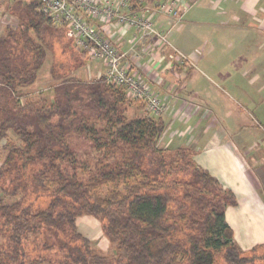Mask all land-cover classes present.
<instances>
[{
    "label": "trees",
    "instance_id": "1",
    "mask_svg": "<svg viewBox=\"0 0 264 264\" xmlns=\"http://www.w3.org/2000/svg\"><path fill=\"white\" fill-rule=\"evenodd\" d=\"M10 12L18 25L0 36V264L264 262V244L243 251L234 243L225 221L234 194L197 166L192 149L158 147L160 118L128 117L135 100L103 76H70L85 52L74 47L78 62L65 72L50 66L51 100L20 94L36 83L53 36L59 41L37 0ZM84 119L93 124L80 125ZM70 134L89 144L93 159H81ZM83 216L98 221L112 255L79 233Z\"/></svg>",
    "mask_w": 264,
    "mask_h": 264
},
{
    "label": "crops",
    "instance_id": "2",
    "mask_svg": "<svg viewBox=\"0 0 264 264\" xmlns=\"http://www.w3.org/2000/svg\"><path fill=\"white\" fill-rule=\"evenodd\" d=\"M18 1L24 4L29 0H0V25L6 24L0 28V36L7 25L10 24L13 28L18 25L17 19L10 12L11 7ZM151 1L157 3L165 0ZM186 2L191 8L182 20L172 27L168 36L171 46L185 55L188 61L189 56L193 59L192 55L201 42L199 37L205 33L203 28L197 31L195 24L204 22L214 30L227 27L232 29V32L235 31L234 34L245 31L251 32L250 36L255 35L252 43L241 52L249 59H245L244 66L239 67L242 68L239 76L251 87L252 96H248L246 90L242 91L241 85L235 86L240 90L242 99L248 100V106L255 110V115L264 122V0ZM5 17L11 18L12 21L4 22ZM154 23L159 31L166 32L172 22L165 16L156 15ZM96 25L121 52L129 49L128 39L137 37L131 30L124 32L120 28L101 22ZM68 39L72 41L71 38ZM135 50L139 58L128 53L126 63L143 74L150 82L151 90L165 104L161 118L167 134L162 142L192 149L197 166L234 194L236 205L228 206L225 210V221L233 231L234 243L243 251L264 244V123L251 114L246 121L237 124L233 121V124L228 126L227 121L222 118H228L231 114L226 109V112L224 111V106H218V110H221L219 121L212 108L203 103L204 98L197 103L189 95V66L192 71L193 63L189 61L180 64L177 57L169 63L174 52L153 39L137 42ZM99 62L100 68H95V64L91 68L89 62L85 67L87 73L102 77L105 65L102 61ZM171 64L175 66L174 70L168 68ZM247 71H253L248 79L247 74L245 75ZM223 81L226 83L231 80L223 78Z\"/></svg>",
    "mask_w": 264,
    "mask_h": 264
},
{
    "label": "rangeland",
    "instance_id": "3",
    "mask_svg": "<svg viewBox=\"0 0 264 264\" xmlns=\"http://www.w3.org/2000/svg\"><path fill=\"white\" fill-rule=\"evenodd\" d=\"M7 20L12 21V19L9 17H5L3 19L4 22H7ZM4 25L6 24L2 23L0 25V28ZM8 26H10V24ZM190 28L191 25H189V31ZM194 28H198L199 30L197 29V31H200V28H203V31L205 33L203 35H200V45L197 46L195 53L192 55L194 57H197L195 59L193 57L195 61L191 58V56H189L190 63H193L192 71H190L189 66V95L191 99H193L197 103H200L202 101L201 98H204L205 101H203V103L212 108V111L215 113V116L219 119V121H221V110H218V106H224V111L226 109V111L231 114V116H229L228 118H222L223 121H227L228 126L232 125L233 121L236 122V124L241 123L242 121H246V118L250 117L251 114L253 115V117L264 123L260 119V117L255 115V110L248 106V100H246L245 98L242 99L240 90L235 86L241 85L242 91L246 90L248 96H252L250 92L251 87L246 83V81H244L242 77L239 76L240 71H242V68L240 69L239 67L244 66L245 59H249L241 52L247 47V45L252 43L255 35L250 36L251 32L249 33L245 31H242V33L234 34L235 31L232 32V29H228L227 27L221 30H214L212 29V27H207L204 22L200 23L199 25L195 24ZM53 33L56 34L59 42L55 43L56 39H54L53 36V40L51 39L52 42L49 46V49L53 51H47L44 64L38 72L36 83L32 88L19 90L20 94H27L34 100L41 98L46 100L52 99L53 87L56 83L50 77L49 68L54 61H56V65L54 67L56 73L59 72V70H67L68 64H71L74 61L78 62V60L72 56V54L75 53V48L69 41V39L67 40L66 38L70 36L66 29L58 27ZM89 62H91V64ZM59 64L65 65L58 66ZM88 64L91 65V68L94 64L96 66L95 68H100L99 65H101L99 61H90V59L87 58V60H84V65L81 68H70V71H72L73 69V71L70 73V76H75L77 80L89 83L100 78V75L94 76V74L87 73V68L85 67ZM182 72L187 73L186 70H182ZM252 74L253 71H247L245 73L246 78H250ZM223 78H229L231 81L225 83L223 81ZM73 104L75 105L76 109L79 108L77 106L78 100H74ZM213 105H215V107ZM82 110L86 109L83 108ZM82 110L79 113L84 112V114H86L84 115V117L87 116L88 113ZM239 112L241 114H238ZM141 114L151 116L155 119L160 118L161 120V116L163 115V113L161 116L151 115L144 101H133L132 106H130L128 109V117ZM85 119L81 122L80 125L83 126L85 124H93V120L89 119L85 121ZM230 120L232 121V123H229ZM94 124L98 127L101 125V121L94 122ZM165 129L166 128L164 127V130L159 138L158 147L160 149L170 150H174L176 148H184L181 146L179 147L174 143L169 145L163 143V140L165 139L167 134ZM11 135L12 137H14L12 133ZM69 145L75 152L78 153L81 159L91 160L94 158V151L90 150L89 144L86 143L82 138L77 137L76 135L69 136ZM3 156L4 152L1 151L0 164ZM0 195L2 196L1 190ZM4 199L9 200L8 197H5ZM83 220L85 221L83 222ZM77 227L81 235L86 238L88 237L90 245L93 249L101 252L104 255L113 254V248L102 234L100 225L95 218L90 216L80 217L77 219ZM259 264H264V262Z\"/></svg>",
    "mask_w": 264,
    "mask_h": 264
},
{
    "label": "built area",
    "instance_id": "4",
    "mask_svg": "<svg viewBox=\"0 0 264 264\" xmlns=\"http://www.w3.org/2000/svg\"><path fill=\"white\" fill-rule=\"evenodd\" d=\"M39 11L51 20L54 26L65 28L74 47L86 53L92 61L105 65L104 80L107 84L121 87L128 97L144 101L151 115L161 116L165 111L163 100L150 88L143 74L126 63L128 53L139 58L135 44L148 39L170 48L174 53L169 61L177 57L186 64L187 57L174 49L169 42V31L179 23L191 8L186 0H37ZM162 15L171 20L170 29L159 31L154 16ZM99 22L133 31L137 37L127 40L129 49L121 52L114 42L106 37L96 25ZM174 70L173 64L168 65Z\"/></svg>",
    "mask_w": 264,
    "mask_h": 264
}]
</instances>
